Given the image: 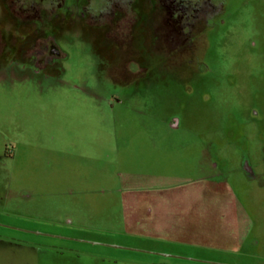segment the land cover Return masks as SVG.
<instances>
[{"label": "rangeland", "instance_id": "1", "mask_svg": "<svg viewBox=\"0 0 264 264\" xmlns=\"http://www.w3.org/2000/svg\"><path fill=\"white\" fill-rule=\"evenodd\" d=\"M189 2L160 1L161 48L195 45L211 8ZM81 6L130 71L74 29L50 69L23 62L33 42L0 50V264H264V0H223L204 45L163 61L125 46L130 4Z\"/></svg>", "mask_w": 264, "mask_h": 264}, {"label": "flooded vegetation", "instance_id": "2", "mask_svg": "<svg viewBox=\"0 0 264 264\" xmlns=\"http://www.w3.org/2000/svg\"><path fill=\"white\" fill-rule=\"evenodd\" d=\"M44 1L46 0H43L41 2L32 0H0V5L2 3L3 8H6L8 11L7 22H2L0 16V50L2 48L10 46V48H13L14 53L19 57V59L23 61L22 54L20 55L21 49H23V47L25 46V42H33V45H31L32 48L34 47L33 50L31 51V48L26 49L23 52V56L27 55L26 57L30 58L32 55H34L33 51H35L36 49L42 50L44 48L40 52V55L49 58L48 60H44V58L39 57V55L37 59L35 58L34 62H36V64L23 61L25 64L31 65L37 70V67H41L40 70L50 69L58 59L64 56L63 52H61L60 48L58 47V44L56 43V37L62 32H64L66 29H74L82 35L87 34L89 39L92 41H97L99 38H103L106 43L111 45V51H113L111 56H115V58L120 60L119 62L121 63V65L123 64L122 55L124 53V50L126 51V49H121L118 44L115 45L113 35L111 34L112 31L109 32L107 30V28L109 27L106 25L110 23L109 21L103 23L100 26H97L96 20H94V22H90L85 18H73V16H68L69 11L72 14L79 12L76 9L78 8V6H76L75 8V3L79 4L81 1L85 4V6L81 7L85 8L88 13H91L92 16H94L93 18L97 17V13H100L101 16L103 10L106 8L110 10L113 9L115 7V4H117L118 7L120 4H123L125 2L127 5L130 4L129 9L133 16L132 24H137L141 27H138L139 29H137V32L130 34L132 37L130 36V39L128 40H131V43L130 41H128L125 46H130L131 51L141 58L144 52L145 45L146 47L152 46V56H158V58H161L162 61L164 57H181L186 53L192 54L196 52L197 49L201 48V46L204 45L203 39L200 38L201 32L206 27V25H208V23L212 20L213 16L217 13H220L223 9V0H208L211 9L210 12H208V16L206 17V22L195 35V45L193 47H184L181 50H173L169 49L170 46H168L167 48H161L160 43H158L161 40L163 42L164 39L168 41L169 36L167 33L169 30L165 29L164 32L162 31V29L160 30V28L157 26L159 18L158 6L160 7V1H162L170 9L174 10L177 8L180 13H186V9L189 8L188 4H190V0H51L50 4H48V2L45 3ZM73 8H75V10ZM43 9L48 10L45 16L41 14V10ZM169 13L173 14L175 12L169 11ZM51 14L53 15L52 17L50 16ZM113 14V12H109V15ZM59 15L60 19L57 18V21L55 22V24H53L51 22L52 18L58 17ZM162 19L163 18H161V20ZM165 20L169 22L170 18L167 19L166 17H164L163 23H165ZM144 26H149V28L151 27L153 29L151 37L152 43H147L144 41ZM3 30H6V32H3ZM94 30H103L105 33H98L97 31L94 32ZM161 31L163 34L162 38H160ZM107 32L109 33L107 34ZM11 38L13 40H11ZM132 39H137V42H139V44L137 45L138 47L135 48V50ZM43 61L45 62V64ZM122 66L124 72L130 71V69L128 68L126 70V65L123 64ZM246 169L251 174V170L248 169L247 166ZM50 237L70 239L65 236L57 235H51ZM53 250L56 252L64 251L63 249L59 248H53Z\"/></svg>", "mask_w": 264, "mask_h": 264}]
</instances>
